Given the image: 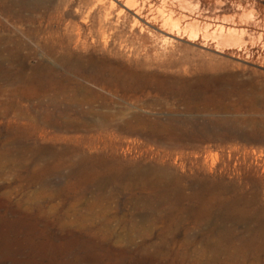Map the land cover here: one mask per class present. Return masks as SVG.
<instances>
[{"label":"rangeland","instance_id":"1","mask_svg":"<svg viewBox=\"0 0 264 264\" xmlns=\"http://www.w3.org/2000/svg\"><path fill=\"white\" fill-rule=\"evenodd\" d=\"M135 3L165 5L198 37L166 42L160 23L113 15L108 49L136 76L106 114L111 128L0 96V151L16 160L0 152L4 264H264V137L238 97L264 69L215 52L210 36L200 44L206 30L264 44V0Z\"/></svg>","mask_w":264,"mask_h":264},{"label":"bare ground","instance_id":"2","mask_svg":"<svg viewBox=\"0 0 264 264\" xmlns=\"http://www.w3.org/2000/svg\"><path fill=\"white\" fill-rule=\"evenodd\" d=\"M139 1L0 0V96L7 93L11 102L27 101L31 107L36 106L31 109L37 112L51 111L63 116L71 113L93 114L103 120L89 122L88 126L85 123L83 127L97 130L111 128V123L104 120L106 114L111 111L112 105L125 101L122 93L128 89L129 79L136 76L127 72L133 71V67L116 64L108 49L106 33L110 30L113 15L120 19L129 14L132 26L141 30L156 28L160 23L159 30L166 42L185 40L194 43L198 37L194 33L199 29L185 23L182 31L176 18L165 15V5L158 6L160 12L157 14L135 3ZM96 14L98 20L95 22ZM96 31L99 34H95ZM202 32V47L207 46L206 37L210 36L215 52L222 53L225 47L231 48V56L249 60L264 69V44L259 47L247 45L242 36L231 31ZM98 38L104 44L103 49L99 48ZM261 77L264 80V75H260L259 79ZM256 83L257 86L254 85L248 93L241 90L238 97L249 101V119L257 124V132L259 128L264 137V84ZM1 155L8 161L13 159L8 150ZM18 228H13L11 232L16 233ZM1 256L0 264H4L10 254L5 252ZM12 263L29 264L26 259H17Z\"/></svg>","mask_w":264,"mask_h":264}]
</instances>
